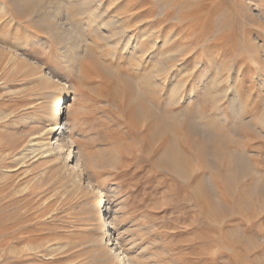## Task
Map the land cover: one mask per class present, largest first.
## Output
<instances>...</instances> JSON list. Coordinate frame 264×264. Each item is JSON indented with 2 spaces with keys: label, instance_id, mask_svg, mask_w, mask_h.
<instances>
[{
  "label": "rangeland",
  "instance_id": "obj_1",
  "mask_svg": "<svg viewBox=\"0 0 264 264\" xmlns=\"http://www.w3.org/2000/svg\"><path fill=\"white\" fill-rule=\"evenodd\" d=\"M99 200L129 264H264V0H0V264H114Z\"/></svg>",
  "mask_w": 264,
  "mask_h": 264
},
{
  "label": "bare ground",
  "instance_id": "obj_2",
  "mask_svg": "<svg viewBox=\"0 0 264 264\" xmlns=\"http://www.w3.org/2000/svg\"><path fill=\"white\" fill-rule=\"evenodd\" d=\"M13 60H14L13 58H10V61H13ZM62 93L58 94L56 96V98L54 99V101L51 103V105L49 107V112H48V116L47 117L50 118L51 127L48 128L46 131H44V134L49 133L51 135H50V141H49L48 147L46 149H43L42 153L45 154L44 155L45 158L52 157V155L55 156V157H62L63 160H64V166L68 167L69 173L71 175H75L78 178V180H80L81 177H82V171L80 170V166H79L80 157H78L77 153L73 154L74 152L72 153V150H71L72 144H73L74 141L68 135V132H69V129H71V125L72 124L69 125L68 122L64 121V118L62 116V111H63L62 110V105H63V103H64V101L66 99L65 94L64 93L62 94ZM42 132H43V129H42ZM33 141L34 140H30L29 144H31V145H29L28 147L26 146L23 149H21L22 150V151H20L21 155L19 154L20 157L24 156V154H23L24 152L23 151H25L26 148H27L26 150L29 151V152L30 151H34V145L31 143ZM45 146H47V145H45ZM39 147H40V145H39ZM79 155H81V154H79ZM183 157H185V155H183ZM47 160H50V159L48 158ZM184 162H185V160H184ZM86 169H87V167H86ZM87 179H89L88 175H87ZM90 181H92V180H90ZM90 181L83 180V183L85 184V189H87V190L92 189V185L89 183ZM104 208H106V207H105V205H103L101 200H99L97 202L96 206L94 207L96 215H97V228H98V231H99L104 243H107V246L109 247V251H108V257L109 258L108 259H110L111 261H114L115 262L114 264H129L127 262V260L125 259L126 258L125 255H123V251H121L119 249V247L117 246V242H115L114 236L109 231L108 224H107V219H106L107 218L106 216L108 215V213H107V211ZM112 217H114V216H112ZM107 246L105 244V247H107ZM103 255H105V254H103Z\"/></svg>",
  "mask_w": 264,
  "mask_h": 264
}]
</instances>
